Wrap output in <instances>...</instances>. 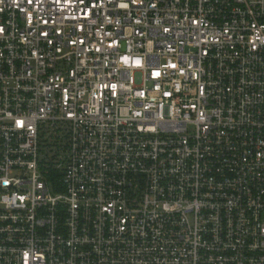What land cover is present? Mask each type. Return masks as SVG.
<instances>
[{"label": "built area", "instance_id": "1", "mask_svg": "<svg viewBox=\"0 0 264 264\" xmlns=\"http://www.w3.org/2000/svg\"><path fill=\"white\" fill-rule=\"evenodd\" d=\"M0 264H264V0H0Z\"/></svg>", "mask_w": 264, "mask_h": 264}, {"label": "rangeland", "instance_id": "2", "mask_svg": "<svg viewBox=\"0 0 264 264\" xmlns=\"http://www.w3.org/2000/svg\"><path fill=\"white\" fill-rule=\"evenodd\" d=\"M59 130H58V134L62 137L65 138L67 135L66 133V124H62V125H58ZM51 135V129L49 128L48 125H42L39 128V139L40 142L44 141V142H50L52 141L53 137L50 136ZM60 146H62V144H60ZM59 146V147H60ZM58 151H61L60 148H58Z\"/></svg>", "mask_w": 264, "mask_h": 264}, {"label": "trees", "instance_id": "3", "mask_svg": "<svg viewBox=\"0 0 264 264\" xmlns=\"http://www.w3.org/2000/svg\"><path fill=\"white\" fill-rule=\"evenodd\" d=\"M48 170L49 172H48L47 178L48 180L53 181L58 175L51 168H49Z\"/></svg>", "mask_w": 264, "mask_h": 264}, {"label": "snow or ice", "instance_id": "4", "mask_svg": "<svg viewBox=\"0 0 264 264\" xmlns=\"http://www.w3.org/2000/svg\"><path fill=\"white\" fill-rule=\"evenodd\" d=\"M29 2H30V0H29Z\"/></svg>", "mask_w": 264, "mask_h": 264}]
</instances>
